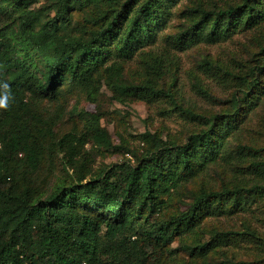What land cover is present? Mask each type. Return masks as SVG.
<instances>
[{
	"label": "trees",
	"instance_id": "1",
	"mask_svg": "<svg viewBox=\"0 0 264 264\" xmlns=\"http://www.w3.org/2000/svg\"><path fill=\"white\" fill-rule=\"evenodd\" d=\"M34 1L13 0L14 9L22 10L18 36L47 63L42 78L26 67L20 71L18 66L23 63L15 58L14 47L7 40L9 26L0 28V82H7L15 97L7 110H0V264H160L163 254L142 248L141 241L155 244L163 253L175 238L198 227L204 216L221 212L228 204L231 213L245 210L252 191L264 197V160H254L235 174L239 183L221 190L203 189L185 210L163 217L166 203L162 196L169 193L172 198V192H178L200 172L214 164L230 166L235 161L242 165L258 159L259 151L250 145L230 149L231 137L239 131L235 123L238 114L202 117L190 111L188 114L206 127L192 133L187 142L179 144L147 132L144 138L153 146L139 157L134 153L135 165H115L107 175L94 177L88 153L81 151L87 143L85 133H66L53 141L54 121L51 116L44 118L37 105L57 98L65 83L91 86L114 48L129 58L138 45L166 26L173 0H48L46 7L54 10L55 16L40 27H35L40 10L31 9ZM87 3L102 10V19L76 35L64 34L70 13L77 10V4L83 7ZM196 11L200 17L184 31L183 42L214 41L241 27H264V0ZM237 68L229 74L239 94L230 100L237 111L244 106L252 110L264 96V57L254 65ZM143 88L152 96L170 92L151 83ZM94 130L99 144L112 145L99 124ZM49 139L51 150L63 152L77 181L44 200L37 197L31 186L34 183L28 182L25 174L39 170ZM12 162L25 167L22 179ZM8 178L12 182L7 191L1 182ZM148 215L157 218L150 221ZM216 241L214 237L193 250L199 249L206 257L217 246Z\"/></svg>",
	"mask_w": 264,
	"mask_h": 264
},
{
	"label": "rangeland",
	"instance_id": "2",
	"mask_svg": "<svg viewBox=\"0 0 264 264\" xmlns=\"http://www.w3.org/2000/svg\"><path fill=\"white\" fill-rule=\"evenodd\" d=\"M1 1L0 7L6 8L0 9V28L9 26L7 40L14 47L15 58L23 63L18 68L23 72L26 67L42 78L47 71V63L40 61L35 49L26 47L18 36L22 10L14 9L13 0L7 3ZM242 1L173 0L166 26L157 30L152 39H145L143 44L138 45L129 58L114 48L110 58L95 74L91 86L65 83L57 98L38 103L43 117L51 116L54 121L51 139L57 140L71 132L85 133L87 143L81 151L88 153L94 170L92 174L96 177L107 175L115 165H135L137 157L134 153L139 157L153 146L144 138L147 132L179 144L187 142L192 133L206 127L194 120L188 114L190 111L202 117L238 114L235 123L239 131L231 137L230 149L250 145L259 151L258 159H249L242 165L235 161L230 166L214 164L200 172L182 185L178 192H172V198L169 193L162 196L166 203L163 217L169 218L185 210L203 189L221 190L224 186L232 187L239 183L235 174L254 160H264V96L254 109L248 110L244 106L237 111L230 99L239 93L229 73L237 70L239 65H254L260 56L264 57V27H241L219 40H200L191 44L183 42V33L200 17L197 8L226 9ZM47 2L35 0L31 5V9L40 10L35 27L55 16L54 10L46 7ZM76 8L70 13L71 20L64 34L76 35L102 19L99 15L102 10L96 4L87 3L83 7L77 4ZM148 83L170 92L168 95L152 96L143 88ZM129 86L136 88L130 89ZM90 116L94 118L92 123L86 118ZM97 124L111 138V146L99 144L93 137L96 134L94 125ZM51 139L45 141L48 147L44 149L39 170L32 175L25 174L26 180L34 183L31 186L37 197L44 200H49L59 189L77 181L74 169L63 152L51 150ZM11 165L22 179L25 167L14 162ZM89 177L90 174L84 182ZM11 182L9 178L1 182L2 188L8 191ZM18 184L22 186V182ZM248 194L249 204L245 210L231 213L228 204L225 210L204 216L198 220V227L175 238L163 253L150 242L143 240L140 245L149 252L163 254L160 264H223L227 259L230 261H226L227 264H264V197L255 191ZM151 218L156 220L157 216H149L150 221ZM230 231L234 234L222 236ZM214 237L217 246L206 257L199 249L193 250Z\"/></svg>",
	"mask_w": 264,
	"mask_h": 264
},
{
	"label": "clouds",
	"instance_id": "3",
	"mask_svg": "<svg viewBox=\"0 0 264 264\" xmlns=\"http://www.w3.org/2000/svg\"><path fill=\"white\" fill-rule=\"evenodd\" d=\"M14 99L11 86L7 82H0V110H7Z\"/></svg>",
	"mask_w": 264,
	"mask_h": 264
},
{
	"label": "built area",
	"instance_id": "4",
	"mask_svg": "<svg viewBox=\"0 0 264 264\" xmlns=\"http://www.w3.org/2000/svg\"><path fill=\"white\" fill-rule=\"evenodd\" d=\"M83 264H88V263H83Z\"/></svg>",
	"mask_w": 264,
	"mask_h": 264
}]
</instances>
